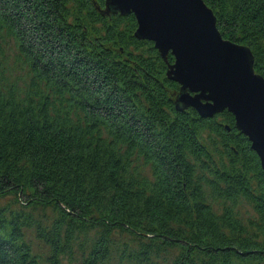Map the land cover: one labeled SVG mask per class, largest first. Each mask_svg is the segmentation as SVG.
<instances>
[{"label": "trees", "instance_id": "16d2710c", "mask_svg": "<svg viewBox=\"0 0 264 264\" xmlns=\"http://www.w3.org/2000/svg\"><path fill=\"white\" fill-rule=\"evenodd\" d=\"M204 2L264 78V0ZM112 10L0 0V264H264L250 141Z\"/></svg>", "mask_w": 264, "mask_h": 264}, {"label": "water", "instance_id": "95a60500", "mask_svg": "<svg viewBox=\"0 0 264 264\" xmlns=\"http://www.w3.org/2000/svg\"><path fill=\"white\" fill-rule=\"evenodd\" d=\"M106 3L108 11L133 13L135 37L152 41L164 60L171 53L174 61L166 74L180 86L176 108H193L204 118L230 112L264 174V78L254 70L250 48L221 35L204 0Z\"/></svg>", "mask_w": 264, "mask_h": 264}]
</instances>
